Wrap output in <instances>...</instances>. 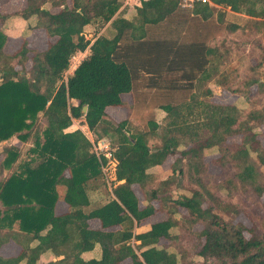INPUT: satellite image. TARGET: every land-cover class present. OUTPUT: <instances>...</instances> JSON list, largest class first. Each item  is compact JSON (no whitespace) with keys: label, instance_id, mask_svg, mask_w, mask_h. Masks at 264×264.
<instances>
[{"label":"trees","instance_id":"16d2710c","mask_svg":"<svg viewBox=\"0 0 264 264\" xmlns=\"http://www.w3.org/2000/svg\"><path fill=\"white\" fill-rule=\"evenodd\" d=\"M121 3L120 0H72L68 6L63 0H26L23 9L0 14L2 23L14 15L26 20L34 17L31 27L44 28L48 36L55 37L42 51L29 49L23 37L20 47L6 54L3 51L6 35L0 29V142L12 136L21 141H27L31 134L34 137L33 146L29 148L30 160L19 164L17 170L10 171L5 180L0 181L3 206L0 246L11 240L20 246L15 256L0 255V264H37L40 255L47 250L59 259L42 264H121L126 258L130 259V264H190L183 252L179 259L168 249L175 237L171 229L177 223L174 213H178L179 207L187 211V221L203 223L197 233L203 239L196 248L198 256L213 257L219 264H264V235L260 237L254 227L223 219L211 206L203 207V192L197 188L190 195L176 198L169 193L161 195L160 187L172 184L171 177L162 179L158 187H150L154 174L148 170L161 164L168 155L178 153L179 161L187 159L185 165L194 174L201 168L195 166L194 161L205 149L217 147L220 156L215 162L223 166L229 157L236 167L234 178L261 197L264 180L251 152L263 165L264 147L254 129L264 123V104L243 114L234 104H212L208 100H197L190 93L188 102L160 107L168 121L161 143L155 147L150 146V140L159 127L156 121L148 122L149 130L131 133L125 129L126 120L112 125L105 117L106 107L124 106L122 95L134 90L133 71L128 63L119 59L120 40L125 34L141 39L146 24L166 21L180 6V0H140L135 18L127 20L114 16ZM215 6L221 7L217 13L218 23L225 20L223 8L260 18L264 23V0H193L189 10L192 15L206 20L213 15ZM54 7L59 9L51 11ZM97 22L101 25L110 22L114 35H98L92 42L87 39L83 27ZM226 27L229 32H235L240 25L231 22ZM162 42L155 45V49L162 50L161 53L156 51V55L162 56V62L159 60L157 64L156 61L157 65L173 71L184 69L189 83L193 78H198L199 84L211 81L217 69L210 57L215 54L214 47L202 44L201 40L189 44ZM140 45L144 43L139 42L134 47L139 49ZM88 47L89 54L64 78L70 59ZM187 49L190 54L185 57ZM255 83L259 91H264V83L256 79H250L246 85L249 88ZM210 91L206 88L203 95L208 97ZM84 105L87 106L85 112L82 111ZM39 114L44 124L40 132L33 130ZM187 116L197 118L187 120ZM81 117L97 139L115 136L111 146L117 162L116 183L112 184L108 197L100 196L98 199L103 198L100 204L89 210L86 208L93 203L89 183L103 179L101 165L107 159L104 156L99 159L91 151V142L80 129L65 131L73 119ZM235 133L241 134V142L227 146V136ZM1 153L0 168L9 171L19 156V149L16 145H6ZM171 170L172 173L183 172L182 166L175 168L174 164ZM232 179L226 181L233 183ZM223 182L218 186L223 187ZM133 184H138L146 193L142 207ZM205 192L209 194L206 189ZM156 199L160 201L157 208L153 203ZM57 201L66 203L68 210L56 214ZM262 206L264 208V203ZM156 209L166 212V218L152 223L146 231L135 232V226ZM93 218L100 221L101 228L89 227L88 220ZM13 221L19 222V230L11 229ZM116 225L120 228L108 229ZM161 239L165 242L159 244ZM33 241L36 244L31 246ZM96 244L100 246V257L84 260L81 254L92 250ZM151 244L158 245L137 253Z\"/></svg>","mask_w":264,"mask_h":264},{"label":"rangeland","instance_id":"374dc122","mask_svg":"<svg viewBox=\"0 0 264 264\" xmlns=\"http://www.w3.org/2000/svg\"><path fill=\"white\" fill-rule=\"evenodd\" d=\"M123 2V0H120ZM192 0H180V6L176 12L171 15L166 21L160 23L157 30L158 36L174 41L177 34H182V42L187 43L201 40L202 44L212 46L215 48V54L211 55V60L217 64L213 71V78L211 81L200 82L198 78H193L191 83L185 76L184 69H177L173 71L163 65H157L162 62V56L156 55L155 51L161 53L160 50L155 49L156 46L152 44L153 41L147 39V46L140 45L138 50L147 49V52L136 54H128L123 60L131 67L134 78V90L125 96V105L122 107H114L106 109V119L112 125H118L123 120H126L128 124L125 126L131 132L138 130H149V121H156L159 125L156 130V135L150 140V146L155 147L161 143L164 128L168 121L166 112L160 107L165 104H180L184 101L188 102L190 93L194 94V98L197 100H208L212 104H234L239 110L246 114L249 110L255 108H261L264 104V91H259L257 84H252L247 87V82L250 79H256L260 83H264V23L260 18L249 16L243 12H233L229 8H223L226 10L225 20L223 23H218V8L215 6L213 15L206 20H201L199 17L192 15L191 9ZM9 13V12H8ZM5 13V14H8ZM238 23L240 28L235 32H229L227 23ZM108 23V22H107ZM106 23L102 25L97 22L93 27H87L85 33L90 41L104 29ZM109 35L110 27L104 30ZM115 30H112L110 34L113 35ZM126 35V34H125ZM181 35V34H180ZM131 43L128 35L124 37V41L119 45V52H121L124 45ZM150 43V45H149ZM45 42L42 41V46ZM135 43H131L134 46ZM39 46V45H38ZM153 48L150 50L149 48ZM89 48V47H88ZM188 48V45L186 46ZM37 50V49H36ZM126 48V52H127ZM42 51V50H40ZM8 54V53H6ZM121 54V53H119ZM171 54V51L170 53ZM190 51L188 49L183 54L188 57ZM219 54V56H218ZM154 62H153V56ZM120 56V55H119ZM170 56V55H169ZM83 57L82 54H75L70 59V65L64 73V78L69 75L74 65L77 64ZM121 59V57L119 58ZM157 61V64H156ZM211 61V66L213 65ZM26 68L30 67V62L26 63ZM77 66V65H76ZM163 66V67H162ZM19 68V66H18ZM186 70V67H184ZM187 79V80H186ZM222 81V83H220ZM191 84V85H190ZM210 88V95L207 97L203 94L206 88ZM75 102V101H73ZM187 111V110H186ZM184 111V113H187ZM172 118V117H171ZM197 116H187V120H192ZM243 116L239 117L241 120ZM75 125L70 127L72 124ZM83 118L73 119L69 128L80 129L81 127L86 132V136L92 140H98L97 135L91 130L85 128ZM43 118L39 114L38 121L33 130L40 132L43 128ZM254 131L257 133V138L260 141L262 147H264V123L255 127ZM104 138L106 143H110L115 139V136L106 135ZM33 135L27 141H21L15 136L10 137L7 140L0 142V164L3 158L1 153L2 147L6 145H16L19 149V156L14 163L13 167L7 171H3L0 168V181L5 180L8 173L12 170H17V166L24 161L30 160L32 154L29 148L33 146ZM103 138L99 140H104ZM241 142V134L235 133L227 136L225 144L233 147ZM182 148V146L180 147ZM93 150V146H91ZM253 159L255 160L260 172L261 179L264 180V164L262 165L258 161V157L254 152H251ZM220 156V152L217 147L205 149L199 159H196L195 166L200 165V170L193 174V171H188L187 159L179 161L178 153L170 154L161 163L159 171L154 174V181L150 187H158L159 182L167 177H171L172 184L167 187H160L159 193H169L173 198L180 195H190L191 191L195 188L203 192V207L211 206L213 211L218 213L223 219L231 221L232 223H242L246 227H254L257 234L261 237L264 235V193L261 197L257 196L256 192L249 186H243L234 178L236 167L231 159L228 157L226 163L221 166L215 162ZM115 158L112 156L110 160H106L104 163L105 171L102 172L103 179H98L94 182H90V190H93L90 195L92 201L86 210L93 208L100 204L103 200L98 199L100 196L108 197L112 189V184L116 183L115 177ZM33 164V163H32ZM174 164L175 168L182 166L183 172L178 174L177 171L172 173L171 166ZM150 170V169H148ZM233 178V183H228L227 178ZM223 182V187L218 186L220 182ZM202 186V188H200ZM136 188H139L136 185ZM205 189L209 192L207 194ZM138 190L139 198L142 202L146 203V193L141 189ZM157 206H159V200H153ZM3 206L0 203V209ZM187 211L179 207L178 213H174L176 219V225L171 229V233L175 235L174 239L170 243L168 249L177 254L180 259L183 252L190 264H219V261L213 257L203 258L198 256L196 248L203 239L197 236V233L203 227L202 222L190 223L186 220ZM167 216L166 212L162 211L158 214V217ZM8 229V228H5ZM11 229L19 230V222L13 221ZM245 236H249L247 231L244 232ZM162 242H165L163 240Z\"/></svg>","mask_w":264,"mask_h":264},{"label":"crops","instance_id":"0c3cea01","mask_svg":"<svg viewBox=\"0 0 264 264\" xmlns=\"http://www.w3.org/2000/svg\"><path fill=\"white\" fill-rule=\"evenodd\" d=\"M71 1L72 0H63V2L65 4H67L68 6L71 4ZM140 4V0H128L127 3L125 2H122L121 5L119 6L117 12L115 13L114 16H121L122 18H125L127 20L129 19H134L135 18V14H136V7L139 6ZM210 5H212L211 2H209ZM49 5V3H47V6ZM26 6V0H0V14H5V13H13V12H16V11H19L21 9H23L24 7ZM59 9V7H54L51 9V11H57ZM34 17H31L30 19H25L21 16H17V15H14V16H11L9 18H7L6 20L3 21H0V29L4 32V34L6 35V41H5V44H4V47H3V51L5 53H8V54H11L13 53L14 51H16L22 41H23V37L26 38V41H27V47L29 49H37V50H44L50 41H54L55 40V37H50L47 35L46 31L44 28H41V27H31L32 24L34 23ZM202 20V19H201ZM203 21V20H202ZM107 25L104 27L103 30H101L98 34V35H104L106 37H112L114 35L110 34V32L112 30H115L112 26H110V22L106 23ZM94 25L96 24H87L83 27V33H84V36L88 37L85 33V31L87 30L86 28L87 27H93ZM159 25L160 23L158 24H146L144 26V35L143 37H141V39L137 40V39H134L131 35L127 34L128 37L130 38L131 40V43H144L145 46H147V43L145 42H148L147 39H150L152 42L153 45H156L158 44L159 42H162V40H166L168 43H170V39H167V38H158V37H151L149 38V36H153V35H156L158 36V28H159ZM110 27V32H109V35L107 33L104 32V30L107 28ZM181 34V35H180ZM180 34H177L176 38H173L174 39V43L175 41L177 43H181L182 42V33ZM96 35L92 40L91 42L98 36ZM126 35H124L125 37ZM124 37L120 40V43L124 41ZM42 41L45 42L44 46H42ZM128 42H126V44L124 45V47L122 48L121 52V55L120 57L124 59L127 57L128 54H136L138 52L136 51H139L140 53H143V52H147V49H141V50H138V49H135L134 50V46L130 44H127ZM163 43V42H162ZM134 44V45H136ZM39 45V46H38ZM150 45V43H149ZM126 48L128 49L127 52H126ZM150 50H153V48H149ZM162 52V50H160ZM171 51V49H170ZM90 52V49L87 48L85 49L83 52H79L80 54L83 55V57L87 56ZM130 52V53H129ZM78 54V53H77ZM155 54H156V51H155ZM126 62V61H125ZM79 63V62H78ZM77 63V64H78ZM76 64V65H77ZM75 67H73L74 69ZM73 69L71 70V72L73 71ZM70 72V73H71ZM129 93L127 94H123L122 95V99L125 100V96L128 95ZM114 108V107H122V106H108L106 107L107 108ZM83 121V120H82ZM74 124H72L70 127H73V125H75V120L73 121ZM84 122V121H83ZM85 128L88 129L87 125L85 123L82 124ZM74 128H66L65 131H73ZM161 164H158V165H155L153 166L152 168H150V172L151 173H157L159 171V168H160ZM115 178V177H114ZM136 185L139 187L138 184H133L132 185V189L134 190L137 198H138V201H139V206L142 207L144 205V202H142V200L139 198V195H138V190L137 189H140L139 188H136ZM155 207L157 208L158 206L154 203ZM68 210V205L62 201H57L56 204H55V207H54V212L56 214H60V213H63V212H66ZM162 211L156 209L154 211L153 214H151L150 216L146 217L145 219H142L136 226H135V232H143V231H146L150 228L151 224L154 223V222H157V221H160L162 219H165L166 216L164 217H158V214L161 213ZM88 224H89V227L90 228H93V229H98V228H101V224H100V221L96 218H93V219H89L88 220ZM120 228L119 225H116V226H112V227H109L108 229L109 230H115V229H118ZM16 230V229H15ZM164 239H161L159 244L160 243H163ZM36 244V241H33L31 243V246H34ZM158 244H151V245H147L143 248H141L139 251H137L138 254H140L141 251L143 250H146L148 248H151V247H157ZM20 251V246L13 240L11 241H8L4 244H2L0 246V255L1 256H4V257H9V256H15L19 253ZM100 246L99 244H96L94 246V248L92 250H88V251H85L81 254V257L84 259V260H88L90 258H99L100 257ZM142 258V257H141ZM59 259V257H56L51 251L47 250V251H44L38 261H37V264H42V263H45V262H48L50 260H57ZM121 264H130V259L129 258H126L124 259Z\"/></svg>","mask_w":264,"mask_h":264},{"label":"built area","instance_id":"2783aa9c","mask_svg":"<svg viewBox=\"0 0 264 264\" xmlns=\"http://www.w3.org/2000/svg\"><path fill=\"white\" fill-rule=\"evenodd\" d=\"M193 1V0H192ZM123 2L127 3L128 0H123ZM79 62V60H78ZM77 62V63H78ZM76 65H74L75 67ZM80 130L85 134V136L87 135L86 132L84 131V129L81 127ZM87 137V136H86ZM88 138V137H87ZM91 142V146H93V150H91L99 159L104 156L106 159L110 160V158L113 156L112 155V148L110 147V143H106L105 139L104 140H92L90 138H88ZM116 165V164H115ZM103 171H105V167L104 164L101 165Z\"/></svg>","mask_w":264,"mask_h":264},{"label":"water","instance_id":"95a60500","mask_svg":"<svg viewBox=\"0 0 264 264\" xmlns=\"http://www.w3.org/2000/svg\"><path fill=\"white\" fill-rule=\"evenodd\" d=\"M86 108H87V106L84 105V106L82 107V111L85 112V111H86Z\"/></svg>","mask_w":264,"mask_h":264}]
</instances>
